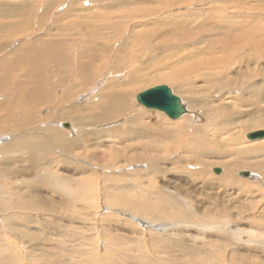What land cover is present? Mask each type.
Here are the masks:
<instances>
[{
	"label": "rangeland",
	"instance_id": "1",
	"mask_svg": "<svg viewBox=\"0 0 264 264\" xmlns=\"http://www.w3.org/2000/svg\"><path fill=\"white\" fill-rule=\"evenodd\" d=\"M225 16L232 20L234 16L240 26L223 21ZM138 22L148 26L138 27ZM10 24L17 30H10ZM74 26L82 28L79 34L91 36V46L95 40L97 45L104 42L105 58L92 68L99 75L97 82L79 96L67 88L75 76L69 69V85L58 91L55 87L52 99H43L32 123L44 137L47 128L54 134L63 131L70 147L56 146L41 155L33 151L0 155V185L12 193L9 201H0V264H264V138H246L248 132L264 128V0H0V59L23 44L35 48L49 35L69 39ZM143 28L159 31L150 46L135 43ZM257 34L263 36L262 42ZM243 36L249 40L245 49L236 45ZM87 45L83 39L79 48ZM72 46L73 42L65 45L66 62L72 61ZM172 49L180 52L177 58L185 56L173 68L186 69L179 78L165 80L172 74L169 63L165 66L174 58ZM114 57L122 65L117 74L116 68L107 69ZM214 57L225 59L217 69L198 66ZM50 65L47 74L54 77L57 71ZM131 70L139 78H132ZM111 83L115 88L111 100L127 88L130 112L118 114L119 100L109 102L108 97L90 114L77 112V105ZM162 84L187 107L181 118L172 120L137 103L140 91ZM191 100L197 104L190 106ZM226 102L231 103L230 108L226 104L225 115H233V123L219 126L224 130L219 138L208 134L203 142L196 134L198 140L191 141L193 125L213 122L220 114L216 109ZM195 112L200 116L191 122L188 116ZM13 113L12 122L0 121V148L11 150L14 137L21 140L16 142L19 147L29 142L43 146L33 135L30 141L29 134L17 137L22 114L18 109ZM61 121L76 125L74 131L55 125ZM98 123L103 125L94 127ZM79 126L86 127L85 137L77 142ZM174 129L176 135L167 133ZM108 132L112 137H100ZM185 134L191 136L188 141ZM23 159L45 164L43 170L63 180L60 184L70 192H53L34 170L22 173L23 168H32ZM213 168L221 172L216 174ZM241 171L253 173L254 180L240 176ZM131 212L144 222L132 219ZM211 219V226L193 224ZM178 220L187 224L168 225L164 231L148 226ZM226 223L230 231L215 228ZM253 230L258 232L250 235Z\"/></svg>",
	"mask_w": 264,
	"mask_h": 264
},
{
	"label": "bare ground",
	"instance_id": "2",
	"mask_svg": "<svg viewBox=\"0 0 264 264\" xmlns=\"http://www.w3.org/2000/svg\"><path fill=\"white\" fill-rule=\"evenodd\" d=\"M117 1L125 2V0H116V2ZM166 17H167V15H166ZM225 17L226 18H222L223 21L231 22V23L232 22H235L236 24H238L240 26L238 20L234 16L232 17L234 20H232L231 18H228L227 16H225ZM168 21H170V19ZM138 23L139 24H136V26H138V27L139 26L140 27H142V26L143 27H146V25L148 24V23H144V22H138ZM149 24H151V23H149ZM160 24H162V22ZM164 26H165V24H164ZM17 27L18 26H16V24H14V25L12 24L10 26V30H17ZM81 29H82L81 27L78 28V26H74L73 27V30H74L73 31V35L71 37L69 36V39L66 38L64 35H63L64 37H61L60 34H59V37H58V34L56 36H55V34L54 35H49L48 38H45L44 40L43 39L40 40L42 42H36L37 44H36L35 48L33 46H26L27 44H23L22 46L16 48L14 51H12L8 58L0 59V93L4 94V95H1L0 96V97L3 98V100H1V102H0V109H1L0 110V115L3 114L2 112H5L7 114L6 116L4 115L5 118L1 117L2 116L1 115L0 116V121L1 120L2 121L4 120V121L12 122L13 121V117H14L13 116V114H14L13 112L18 109L19 112H21L22 115L20 117L18 116L19 117V121H21V123H20V126H21L20 129L21 130L20 131L17 130V132H16L17 133V137H18V135L20 136L21 134H24L23 136L29 134L28 137L30 135H33V139L34 140H42L45 143L43 146L38 147L40 144H38V146L36 144H34V145L32 144L31 145V142H29V144H30L29 146L28 145H25V146L22 145V146L19 147L16 144L19 143L18 140L19 141H21V140L19 138L17 139V138L14 137V138L11 139V143L12 144L9 145V147L12 148V149L10 150V149H6L4 147H1L0 148V155H3L4 156L7 153L9 154L10 152L11 153H13V152L16 153L17 152V153H20V155H21V154H24V153H27V152L30 153L32 151L35 154H40L41 155L44 151H46V152L47 151H50V150L52 151L53 148H56V146L70 147V144H66L65 145V141L64 140H65V136L67 134H63V131L62 132L59 131V133L58 134L55 133L56 134L55 135L54 132H53L54 131L53 128L52 129H48L47 128L46 129L48 131V132H46V135L47 136L44 137V134L45 133L44 132L37 131V130H39V128L37 127V125L32 126V123L36 119L35 117L37 116V111H38L39 106L42 105L43 102H44L43 99H45V101L48 98L49 99H52V92L54 91V88L55 87H58V89H56V91H58L60 89V87H61V90H63V89L66 88V85H69L68 83H66L67 78H69V76H70V72H68L69 69H72V70L74 69L75 70V73L72 74V75H75V76H74V79L71 80V84L69 86H67V88L68 87H72V89H70V91L73 92V95H75V96H79L80 94H83L85 92H88L90 90L89 87L90 86H93L97 82L99 75L96 76L97 75V72L96 71H93L92 68H94L96 66V64H95V61L96 60H101V59H104L105 58V52H106V50H104V48L102 47V45H103L104 42L101 41L97 45V40L94 39L95 40V44H94V46H91L90 45V43H91V36L79 34V31ZM224 29H225V27H224ZM238 29H240V28H238ZM142 30H144V32L137 31V36L138 37L135 40L138 39L140 42H137L138 41L137 40L135 43L136 44L146 43V44H149V46H150L151 45L150 43H152L150 40H152L153 39L152 37L153 36H156L155 34L158 33L159 31L156 32L154 29L151 30V29H145V28H143ZM131 31H133V29ZM237 31L235 33H237ZM107 33H109V32H107ZM49 34H51V33H49ZM256 36L258 37L259 42H262L263 36L261 34L260 35L257 34ZM172 37H174V36H172ZM178 37H180V36H178ZM161 38H163V37H161ZM83 39L86 40L89 45H87L84 48H82V47L79 48L80 41H82ZM191 40H192V37H191ZM124 41L125 40H123V43H124ZM127 41L129 43V40H127ZM248 41H249L248 40V37L243 36V37L237 38V41H236L237 44L236 45L237 46H240L241 49H245L247 47L246 44H248ZM71 42H73V46L70 47L71 48L72 61H71V59H69V61L66 62V61L63 60V57L66 55L65 45L66 44H69L70 45ZM183 43L184 44H189L190 43L191 45H194L191 41H184ZM1 45L2 44H0V48H1ZM256 45L257 46H262L261 43L260 44L258 43ZM106 46H110V45H108V43H107ZM179 53L180 52L177 49H172V54H170V55H173L174 54V58H173L172 61H170V60H169V62L167 61L166 65H165V66H168V63H169L170 66H168V67H172L171 68V73L172 74L169 76V78H166L165 80H168V79L171 80L172 78H177V77L179 78V76H181V74L186 69V67H184V66L182 68H180V69L173 68L174 67L173 65H178L179 63H181L185 59V56H180L179 58H177L176 55H178ZM38 55L40 57H36ZM136 57L137 56L134 57V61H135V58ZM31 58H33V59L31 60ZM35 58H36V60H35ZM99 58H101V59H99ZM222 59H223V61L225 60L222 57H214V58L210 59V61H207V62L199 61L198 66H200V64L203 67L205 65H207L206 68L211 69V70L212 69L215 70V69H217L219 67L218 65L220 63H222ZM112 61L113 62L110 63V65H109V67L107 69L109 71L110 69H113V67H114V69L116 68L115 71H116V74H117L118 73V70H119L117 67H121L122 66V65H120L121 60L118 57H114V59ZM50 64H52L53 67L56 68V71H57V75L58 76L56 75L54 77H50L47 74V69L51 66ZM188 68H194V66H189ZM50 69H51V67H50ZM72 70H71V73H73ZM131 74H132V78L133 77L139 78L137 76L138 74H137V72L135 70H131ZM54 79H56V80H54ZM58 82H61L62 84L60 86H57V83ZM121 85L124 87V84L123 83H121ZM116 87L118 88L119 86H116ZM114 90H115V88H114L113 83H111L110 85L103 84V86H101L100 90H97V92L95 93V95H93L91 98H89L86 102H83V104H79V105L76 106L77 107V112H85L86 113V111H87V114H90L92 111L100 108L105 103V100L104 99H107V97H108L109 102L110 101H116L117 99L119 100V103H120L121 107L116 110V112L118 114L125 113L126 110L130 112L131 110L129 109V105H128L129 102L127 103V99H128V97H127V93H128L127 88H121L120 90H122V91H119V93H120L119 94V97H118V94H117V97L118 98H115L114 100H111L109 97L113 96ZM222 90H224V89L223 88H220V90H218V91L221 92ZM212 101H214V100H212ZM230 103L231 102H226L225 104H223L225 106L219 107L218 109L215 108L216 110L220 111V112H217L216 111L217 113H220V114H217V115L215 114L217 116V118L215 117L216 119H214V121L211 122L210 124H201L200 123V124L193 125V129L194 130H192V132H190V133H193L192 138L190 136L191 141L192 140L193 141L198 140V138L196 137L197 136L196 134H198L201 137V138L199 137V140L202 139L203 142L207 140L208 134L211 137H214V135H216L217 137L218 136L220 137V135H222V131H224V130H221L220 131L219 126L220 125H223V124H226V123H233V118H232L233 115H230V114H229L230 116L225 115V113L227 112L226 111L227 110L226 107L228 106V104L230 105ZM138 104H140V103H138ZM195 104H197L196 101H192V100L190 101V106H195ZM226 104H227V106H226ZM228 107L230 108V106H228ZM212 111L209 110V112H212ZM65 114H66V112H63L62 113V115H65ZM103 114L104 113H102L100 115L99 120L101 119V117L103 116ZM185 114L186 113H184L182 116H184ZM193 115L194 116H188L190 121L191 120L192 121H195V119H197V117L200 116L196 112ZM66 117H68V116H66ZM132 119L133 120L136 119V117L133 114H132ZM172 120H175V119H172ZM109 121H111V120H109ZM109 121H106V123H108ZM211 121H212V119H211ZM41 123H43V122H41ZM139 123L140 122H138V124ZM44 124H45V122H44ZM55 125H60V127L61 126L62 127H65V130H68L70 132H73L74 129H75L73 127L76 126V125L75 126H72V123H71V125H68V124H65L64 125V122H62V121L55 123ZM73 125H74V123H73ZM101 125H103V124L102 123H98V125L95 124L94 127L101 126ZM133 125H136L137 126L136 121H134ZM104 127L101 128V129H99V131L104 130ZM173 127H175V126L173 125ZM23 128H24V131L22 130ZM79 128L81 129V131L79 129L78 133H80V135L79 136H76L77 137V139H76L77 142H80L79 140L80 139H83V137H85L84 132H85V128L86 127H83V129H82L79 126ZM15 129L16 128H14V131H13L14 133H15ZM42 129L44 130V128H42ZM262 130H264V128H262ZM1 131H0V133H1ZM184 131H186V130L183 129V131H180V132H184ZM253 131H255V130H253ZM228 132H227V134H228ZM148 133H149V131H148ZM167 133L170 134V135H176L175 129L174 130H171L170 132H167ZM225 133H226V131H225ZM148 135L151 136L152 134H148ZM170 135H168V137ZM100 137L108 138V137H112V134L110 132H108L106 134L103 133V134L100 135ZM0 138H1L0 141H2L3 140V137H0ZM24 138L25 137H23V139ZM190 138H189V135L188 134H185V137H184L185 140H187V139L189 140ZM21 139H22V137H21ZM27 139H28V141H30L29 140L30 137L29 138H26V140ZM256 140H258V139H256ZM250 141H255V140H250ZM16 142H18V143H16ZM199 143H201V142H199ZM195 144L196 143H192L193 146H195ZM146 146L144 145V147H146ZM31 147H32V149H30ZM198 153H201V152H198ZM49 154H51V153H49ZM62 154H64V155L67 156V154H65V153H62ZM54 158H55V156L52 157V159L55 160L56 163H59L60 162V161L57 162L56 158L55 159ZM23 160L26 163L28 162L29 165L32 166L33 169L32 168H29L27 166V167H25V168L22 169V173L27 174V173H30L29 171L32 172L34 170L33 171L34 176L37 177L40 181H42L43 185H46L47 187L51 188V190L53 192H55V191L57 192L59 190H60V192L62 191L63 193H67V194L70 192V191L69 192L67 191L68 190V186L60 184L59 181L64 182L63 180H59L57 177H54L52 173L46 172L45 170H43V167H44L45 164L42 165L39 162V164L34 165L29 159H27V160L26 159H23ZM254 177H255V175L253 173L251 174L249 172V178H252L253 179ZM47 181H50V182L48 183ZM8 196H12V193H7V190L5 191L4 190V187L2 185H0V201H2V202L3 201H6V200L9 201ZM9 198H11V197H9ZM3 203H5V202H3ZM134 212H140V210L138 211L137 209H135ZM140 213H142V212H140ZM144 214H146V213H144ZM129 215H130V217L132 219L135 218V219L139 220V222H144V220H141L140 221V218H136V215H137L136 213L131 212V214H129ZM141 217H144V216H141ZM194 217H195V215H194ZM204 220H205V218H204ZM211 221L213 222V220L211 219V220H208V221L206 220V221H201L199 223H193V224H197L200 227L201 226L202 227H207V226H211L213 224ZM219 222H221V221H219ZM219 222H216V223H219ZM181 223L182 224L183 223H186L187 224L186 221L180 222V220H178L177 222L172 221V222L163 223V224H157L155 222H149L148 223V226L151 227V228H154V229L157 228V229L163 230V229L168 228L167 227L168 225L171 226V227H175L177 225L180 226ZM189 225H190V223H189ZM200 227H196V228H200ZM215 228H217V229H223V228L225 229L226 228L228 231H230V225H228L227 223L226 224H222V226H219V227L217 226ZM233 232H235V231H233ZM243 232H245V231H243ZM254 232L256 234V232H258V231L253 230L252 232H250V235H253ZM219 233H222V232H219ZM229 233L231 234L232 232H229ZM262 234H264V233L262 232L261 235ZM242 236H244V235L242 234ZM250 237H252V236H250ZM250 240H249V242H250ZM259 243H261V242H259Z\"/></svg>",
	"mask_w": 264,
	"mask_h": 264
},
{
	"label": "water",
	"instance_id": "3",
	"mask_svg": "<svg viewBox=\"0 0 264 264\" xmlns=\"http://www.w3.org/2000/svg\"><path fill=\"white\" fill-rule=\"evenodd\" d=\"M136 101L149 109L164 112L169 118L177 119L187 112L181 98L176 95L167 85H155L140 91L136 95ZM248 140L264 138V130H255L246 134ZM213 172L219 174L220 168H213ZM240 176L249 177V172L241 171Z\"/></svg>",
	"mask_w": 264,
	"mask_h": 264
}]
</instances>
